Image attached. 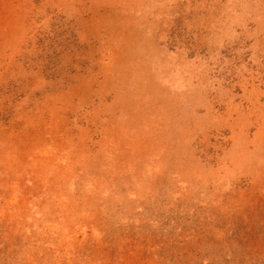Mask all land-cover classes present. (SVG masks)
<instances>
[{
    "label": "rangeland",
    "instance_id": "obj_1",
    "mask_svg": "<svg viewBox=\"0 0 264 264\" xmlns=\"http://www.w3.org/2000/svg\"><path fill=\"white\" fill-rule=\"evenodd\" d=\"M0 264H264V0H0Z\"/></svg>",
    "mask_w": 264,
    "mask_h": 264
}]
</instances>
